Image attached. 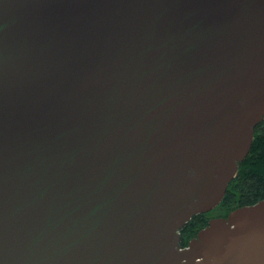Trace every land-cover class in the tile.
<instances>
[{
	"label": "water",
	"instance_id": "water-1",
	"mask_svg": "<svg viewBox=\"0 0 264 264\" xmlns=\"http://www.w3.org/2000/svg\"><path fill=\"white\" fill-rule=\"evenodd\" d=\"M264 119V0H0V264H264V200L217 207Z\"/></svg>",
	"mask_w": 264,
	"mask_h": 264
},
{
	"label": "trees",
	"instance_id": "trees-1",
	"mask_svg": "<svg viewBox=\"0 0 264 264\" xmlns=\"http://www.w3.org/2000/svg\"><path fill=\"white\" fill-rule=\"evenodd\" d=\"M264 200V119L255 127L249 154L239 163L221 203L207 213L195 215L181 230V245L187 246L198 232L216 217H227L233 210Z\"/></svg>",
	"mask_w": 264,
	"mask_h": 264
}]
</instances>
